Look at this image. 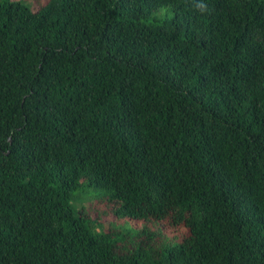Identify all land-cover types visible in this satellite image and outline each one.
I'll use <instances>...</instances> for the list:
<instances>
[{
    "label": "trees",
    "instance_id": "trees-1",
    "mask_svg": "<svg viewBox=\"0 0 264 264\" xmlns=\"http://www.w3.org/2000/svg\"><path fill=\"white\" fill-rule=\"evenodd\" d=\"M0 264H264V0H0Z\"/></svg>",
    "mask_w": 264,
    "mask_h": 264
},
{
    "label": "rangeland",
    "instance_id": "rangeland-1",
    "mask_svg": "<svg viewBox=\"0 0 264 264\" xmlns=\"http://www.w3.org/2000/svg\"><path fill=\"white\" fill-rule=\"evenodd\" d=\"M11 1H19L22 2L23 4L27 5L31 10L35 11L38 9L39 6L43 5L45 3L46 0H11ZM96 193V190H92L90 192H81L77 199L73 202V204H76L77 200L80 201H84L85 199H87L90 196H93ZM110 218H104V223L105 226H108V222H109Z\"/></svg>",
    "mask_w": 264,
    "mask_h": 264
}]
</instances>
